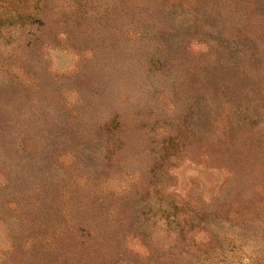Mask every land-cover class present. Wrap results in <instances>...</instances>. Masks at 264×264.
I'll use <instances>...</instances> for the list:
<instances>
[{"label":"rangeland","instance_id":"rangeland-1","mask_svg":"<svg viewBox=\"0 0 264 264\" xmlns=\"http://www.w3.org/2000/svg\"><path fill=\"white\" fill-rule=\"evenodd\" d=\"M0 264H264V0H0Z\"/></svg>","mask_w":264,"mask_h":264}]
</instances>
